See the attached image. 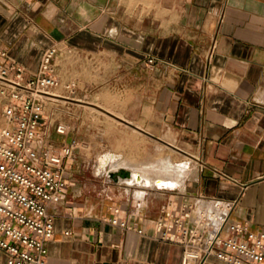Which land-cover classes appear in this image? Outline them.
Listing matches in <instances>:
<instances>
[{"label": "crops", "instance_id": "0c3cea01", "mask_svg": "<svg viewBox=\"0 0 264 264\" xmlns=\"http://www.w3.org/2000/svg\"><path fill=\"white\" fill-rule=\"evenodd\" d=\"M124 1L0 0L4 63L23 65L29 79L50 47L56 77L87 58L90 70L106 69L108 89L121 82L123 94L108 99L114 119L196 162L194 177L183 175L175 187L144 176L115 181L109 174L124 168L125 155L151 150L150 143L123 132L107 145L97 139L103 133L58 116L56 99L45 102L42 146L76 144L63 161V199L48 206L54 236L46 264H181L183 246L163 240L156 220L163 207L192 216L187 206L199 195L230 201L229 221L264 230V0H154L144 15L140 0ZM115 208L132 230L104 221ZM203 264L222 262L210 256Z\"/></svg>", "mask_w": 264, "mask_h": 264}, {"label": "built area", "instance_id": "2783aa9c", "mask_svg": "<svg viewBox=\"0 0 264 264\" xmlns=\"http://www.w3.org/2000/svg\"><path fill=\"white\" fill-rule=\"evenodd\" d=\"M48 48L38 70L25 78L23 65L4 63L6 51L0 50V95L4 97L0 124V250L6 264H46L47 242L54 236V214L50 205L58 204L66 186L64 159L72 155L75 141L60 150L41 144L45 126L44 103L53 100L59 81ZM152 63V57L148 58ZM66 127L59 124L58 133ZM188 205L192 216L178 217L162 208L156 230L165 241L183 246L181 264H203L215 256L222 264H264V230L251 231L242 223L229 221L230 201L198 196ZM103 218L125 232L133 226L117 217ZM142 229H136L140 233ZM228 232L229 235L224 236Z\"/></svg>", "mask_w": 264, "mask_h": 264}, {"label": "rangeland", "instance_id": "374dc122", "mask_svg": "<svg viewBox=\"0 0 264 264\" xmlns=\"http://www.w3.org/2000/svg\"><path fill=\"white\" fill-rule=\"evenodd\" d=\"M124 2L127 5H133V0H125ZM152 2L154 3V0H140V3H142V15L149 11L151 5L153 4ZM76 62H78V59L76 60ZM79 62L82 63L81 67L80 69L78 68L77 70H75V73L65 71H59L58 73L56 69L58 77L62 79L63 82L68 79L69 82H75L76 86L75 90L68 91L65 89V84L63 83L64 85H59L54 89V92L58 91L57 93L60 94V96L56 97L58 107L57 109H55V111L58 116L68 117V115H72V120H74L75 122L79 120L82 121V127L84 129L86 128V130H89L91 132L96 131L101 134L103 133L101 137L97 136V139H103L107 145H114L116 143V135L118 133L126 132L127 134H134V136L137 137H135V140L138 139L143 144L150 143L151 150H137L129 152V154L125 155V159H129L130 157L133 163L138 164L147 160H152L154 158L166 157H169V159H171L172 161H176L175 159L178 157V159L189 162L190 174L186 177V179L193 178L195 175L194 172L196 169V162H194V160L191 159L186 153L175 149L173 146L165 143L164 140L156 138H151L150 140L140 134V132L132 131L130 127L123 125V123L120 124L116 119L113 118V116L110 114V111L113 110V105L109 103L108 99L111 93L117 96H121L123 94V89L119 86L121 82L118 81V83L116 82L115 84H113L114 82H112L113 87L109 86L108 89L106 87L105 81L107 77L105 71L106 69L102 70L101 67H99L98 71H95L94 69L90 70V62L87 58H79ZM69 82L66 81V83ZM4 103L5 99L0 95V124L3 125L6 124L5 119L2 115ZM108 125L110 127H108ZM95 137L96 136L92 137L91 140L96 139ZM121 141L128 142L129 138L127 140L124 136ZM135 160H137L138 162Z\"/></svg>", "mask_w": 264, "mask_h": 264}, {"label": "bare ground", "instance_id": "6f19581e", "mask_svg": "<svg viewBox=\"0 0 264 264\" xmlns=\"http://www.w3.org/2000/svg\"><path fill=\"white\" fill-rule=\"evenodd\" d=\"M57 92H55V96H53V99H57L56 97L60 96V94ZM108 127L110 126L108 125ZM122 131H125V130H122ZM110 157H114V156L109 155L105 159L108 160ZM129 159H123L120 162L119 161L118 162H119V165H121L122 167H127L132 171L131 172L132 177L141 180L142 177L144 176V178L146 179V182H149V181L152 183L154 182L166 188L175 187L176 184L180 182V178L183 175L187 176L190 172L189 162L184 161V160L180 164H177L173 162L171 159H169V157H166V158H154L152 160H147L145 162L136 164V163H133V161H131L130 157Z\"/></svg>", "mask_w": 264, "mask_h": 264}, {"label": "water", "instance_id": "95a60500", "mask_svg": "<svg viewBox=\"0 0 264 264\" xmlns=\"http://www.w3.org/2000/svg\"><path fill=\"white\" fill-rule=\"evenodd\" d=\"M109 176H111L115 181H117L119 178H131V170L127 168H120L116 171L110 172ZM158 186V185H157Z\"/></svg>", "mask_w": 264, "mask_h": 264}]
</instances>
